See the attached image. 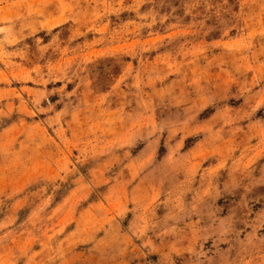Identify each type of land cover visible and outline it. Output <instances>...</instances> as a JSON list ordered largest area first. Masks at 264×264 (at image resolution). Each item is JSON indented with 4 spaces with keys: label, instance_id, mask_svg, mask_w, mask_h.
I'll use <instances>...</instances> for the list:
<instances>
[{
    "label": "rangeland",
    "instance_id": "obj_1",
    "mask_svg": "<svg viewBox=\"0 0 264 264\" xmlns=\"http://www.w3.org/2000/svg\"><path fill=\"white\" fill-rule=\"evenodd\" d=\"M0 264H264V0H0Z\"/></svg>",
    "mask_w": 264,
    "mask_h": 264
}]
</instances>
